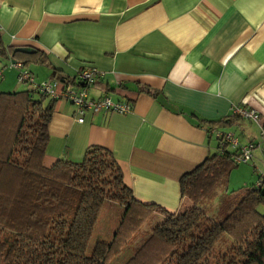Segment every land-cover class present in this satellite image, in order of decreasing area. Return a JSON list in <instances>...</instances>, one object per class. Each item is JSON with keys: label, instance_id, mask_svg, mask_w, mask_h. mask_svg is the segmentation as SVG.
<instances>
[{"label": "crops", "instance_id": "obj_1", "mask_svg": "<svg viewBox=\"0 0 264 264\" xmlns=\"http://www.w3.org/2000/svg\"><path fill=\"white\" fill-rule=\"evenodd\" d=\"M0 34L46 60L23 66L35 83L53 79L59 91L93 67L103 77L88 97L131 106L122 115L86 112L77 123L75 108L54 100L43 162L103 148L135 200L174 212L179 178L220 154L215 132L231 133L254 148L227 182L264 183V0H0ZM12 62H0L2 92L19 82ZM233 108L254 111L258 123L230 117Z\"/></svg>", "mask_w": 264, "mask_h": 264}, {"label": "trees", "instance_id": "obj_2", "mask_svg": "<svg viewBox=\"0 0 264 264\" xmlns=\"http://www.w3.org/2000/svg\"><path fill=\"white\" fill-rule=\"evenodd\" d=\"M17 48L0 34V62L46 64L38 51ZM53 102L32 87L0 92V264H264V183L226 189L237 151L215 138L220 154L179 178V209L167 212L135 200L103 148L45 166ZM106 205L120 209L119 221L109 241L88 247ZM141 233L127 259L113 263Z\"/></svg>", "mask_w": 264, "mask_h": 264}, {"label": "built area", "instance_id": "obj_3", "mask_svg": "<svg viewBox=\"0 0 264 264\" xmlns=\"http://www.w3.org/2000/svg\"><path fill=\"white\" fill-rule=\"evenodd\" d=\"M10 67L14 68L18 72V80L28 83L32 88L37 89L44 96L58 100L62 99L69 102L75 108V122L81 123L83 115L86 112L92 114L95 113H116L127 114L131 110V106L126 102H114L107 95H102L97 99H91L88 97L87 91L92 87L99 79L103 77V73L93 67H82L75 74L74 84L63 83L61 89L57 91L58 82L50 79L40 83H35L32 76L22 66L21 63L12 62ZM232 116H240L243 119L251 120L258 123L257 115L252 110L244 108H233L231 110ZM214 137L225 143L232 150L237 151L236 155L232 157L234 164H245L251 161V150L254 148L253 144L240 147L236 139L231 133H214ZM259 145L262 152V158L264 161V129H259ZM263 182L257 181L255 186H260Z\"/></svg>", "mask_w": 264, "mask_h": 264}, {"label": "rangeland", "instance_id": "obj_4", "mask_svg": "<svg viewBox=\"0 0 264 264\" xmlns=\"http://www.w3.org/2000/svg\"><path fill=\"white\" fill-rule=\"evenodd\" d=\"M1 68V66H0ZM31 70V69H30ZM30 70L28 73H30ZM31 76H33L31 73H30ZM15 78V77H14ZM34 78V76H33ZM18 79V78H17ZM15 81V86L12 88V91H22V90H26L28 85L26 82H22L19 80V82L14 79ZM0 92H2V90H0ZM45 166H47L49 163H46V162H43ZM50 165V164H49ZM235 169H237V166L234 167L232 171H234ZM237 183V182H236ZM237 184H235L234 181H232L231 183L230 182H227V185H226V189L227 191H236L238 190L237 187H244V186H236ZM249 186V184H248ZM120 209L117 207V206H114V205H106V206H103L101 208V211H100V214H99V218H98V221L96 222L94 228H93V231H92V234L90 236V239H89V242H88V247H91V245L96 241V240H99V241H104V242H107L109 241V239L111 238V235L113 233V230L115 229L118 221H119V217H120ZM159 221V218H153L152 221L150 222V224L152 223H155V222H158ZM149 228L148 225H144L141 229L140 232L142 231H147V229ZM142 234H138L136 236V238L130 242V244L126 247H124L122 250H121V253L113 259V263H121L123 262L125 259H127V257L130 255V249L131 247L137 245V243L140 241L141 237H142Z\"/></svg>", "mask_w": 264, "mask_h": 264}, {"label": "water", "instance_id": "obj_5", "mask_svg": "<svg viewBox=\"0 0 264 264\" xmlns=\"http://www.w3.org/2000/svg\"><path fill=\"white\" fill-rule=\"evenodd\" d=\"M15 52H21L24 54H33L34 50L33 49H29V48H17L14 50Z\"/></svg>", "mask_w": 264, "mask_h": 264}]
</instances>
